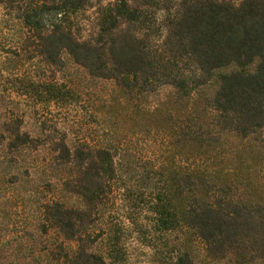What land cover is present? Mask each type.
Here are the masks:
<instances>
[{"label":"trees","instance_id":"16d2710c","mask_svg":"<svg viewBox=\"0 0 264 264\" xmlns=\"http://www.w3.org/2000/svg\"><path fill=\"white\" fill-rule=\"evenodd\" d=\"M88 2L0 0V264H264V0Z\"/></svg>","mask_w":264,"mask_h":264},{"label":"rangeland","instance_id":"374dc122","mask_svg":"<svg viewBox=\"0 0 264 264\" xmlns=\"http://www.w3.org/2000/svg\"><path fill=\"white\" fill-rule=\"evenodd\" d=\"M170 1H172V3L170 2L172 6L173 4L176 5L177 0ZM230 1L238 3L240 0ZM110 2H113V0H89V2L84 4L81 9L69 15V22L75 34L80 38L95 36L98 32V23L101 16V12L103 11V7L109 4ZM152 9H154V16L156 17L155 23L158 24L162 19L165 11L162 8L155 9V7H153ZM47 74L50 77L67 83H72L74 81L72 79L75 76L80 78L83 75L80 71V68L77 67L74 63H72L67 54H62L61 61L52 69L48 70ZM86 78L87 77H81V79L79 80L82 84H85V82H87ZM77 80H75V82ZM2 108L3 107H0V112H2ZM50 108L53 109L52 113H54L57 109L54 105H51ZM28 111L29 109L26 107L25 125H27V127L29 126L31 129L36 128L37 122L35 121L34 113ZM59 126L61 129V124H59ZM146 220L147 219L144 218V221ZM140 236L142 235L138 234L135 230L128 234L126 242L129 252V264H160L156 259H154L155 248L153 247V245L149 244L148 241L146 242L142 240ZM158 240L159 239H157V241ZM11 258V255L5 256V260H9Z\"/></svg>","mask_w":264,"mask_h":264}]
</instances>
